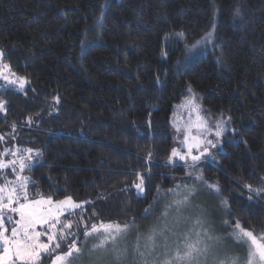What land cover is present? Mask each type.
I'll use <instances>...</instances> for the list:
<instances>
[{
  "label": "trees",
  "instance_id": "obj_1",
  "mask_svg": "<svg viewBox=\"0 0 264 264\" xmlns=\"http://www.w3.org/2000/svg\"><path fill=\"white\" fill-rule=\"evenodd\" d=\"M210 30L214 43L184 65ZM0 49L27 80L24 92L0 81V134L42 153L27 170L30 197L91 201L93 223L145 220L161 192L190 178L167 161L175 107L193 93L236 131L197 169L219 182L231 220L264 231V202L244 187H264V0H0ZM148 171L138 195L135 173Z\"/></svg>",
  "mask_w": 264,
  "mask_h": 264
},
{
  "label": "snow or ice",
  "instance_id": "obj_2",
  "mask_svg": "<svg viewBox=\"0 0 264 264\" xmlns=\"http://www.w3.org/2000/svg\"><path fill=\"white\" fill-rule=\"evenodd\" d=\"M102 20L103 16L98 18V22ZM212 39L213 31H209L202 40L194 41L192 47L197 44L206 45ZM5 59L6 53L0 49V79L8 87H16L24 92L26 79L15 76L10 66L3 63ZM5 71L7 75L4 74ZM188 91L191 93L190 87ZM56 100L58 102L59 98ZM187 104L190 106L189 123L186 126L187 134L181 141L187 150L181 152L173 148L167 163L172 164L176 158L184 161L188 168L193 169L187 175L194 177L204 189L219 197L224 216H231L230 202L222 196L219 182L209 181L197 169L201 159H207L211 155L209 148H215L219 144V138L226 131L228 122L220 119L210 125L199 114L198 105L192 100ZM6 105L7 101L0 100V113L7 112ZM192 111L196 112L195 120L191 119ZM26 123H33L32 118H27ZM12 128L15 131L14 123ZM193 129L196 130L195 135ZM211 135L216 138L215 143L208 139ZM4 140L5 135L0 134V141ZM21 151L20 148H6L0 153V156L14 157L11 160H0V172L10 169L16 176L15 180H9L6 175L0 177L3 180L0 183V264H44L45 261L48 264H129V255L132 257L131 264H264V231L256 232L254 228H245L239 219L233 217L232 220L221 221L227 229V235L222 236L215 234L205 210L200 209L194 219L183 215V209L200 208L193 203V197L198 192L195 185H185L182 198L174 199L166 205L158 222L146 234L137 231L135 242L129 249L125 242L132 230L138 228L135 218L126 220L123 224L115 221L93 223L91 217L85 220L83 216L85 204H91V216H99L91 201L77 202L71 196L56 201L50 196L31 199L28 187L29 184L34 186L35 182L22 173L33 167V150L24 149L26 155H19ZM35 157L39 162L42 153L37 151ZM151 158L152 154L149 153L146 159ZM135 175L137 179L133 181V186L140 195L145 192V177L151 179V172H138ZM244 187L251 193L249 200L253 196L264 198V188L250 184H245ZM169 191L174 196L181 195L175 189ZM157 195H160L159 188ZM152 211V206L146 208L144 218L150 216ZM172 211L175 215L170 218ZM75 215H80V220L70 219ZM189 221L191 226L182 230L181 226L188 225ZM233 245L243 249V252L234 251Z\"/></svg>",
  "mask_w": 264,
  "mask_h": 264
},
{
  "label": "rangeland",
  "instance_id": "obj_3",
  "mask_svg": "<svg viewBox=\"0 0 264 264\" xmlns=\"http://www.w3.org/2000/svg\"><path fill=\"white\" fill-rule=\"evenodd\" d=\"M210 31H212V30H210ZM207 34H205L202 38H204ZM202 38L197 40V41L202 40ZM213 43H214V33H213V39L210 40L206 45L197 44L195 47H192L193 43L189 44L188 48L186 49V54H185V57L183 59V64L185 65L188 61H190L192 58H194L195 55H200L202 51H205L207 48L211 47V45ZM4 64H6V63H4ZM11 72L15 73L12 70H11ZM4 74L7 75L8 74L7 71H5ZM15 76H17L16 73H15ZM17 77H19V76H17ZM11 78L14 79L15 77H11ZM0 81H3V80L0 79ZM3 83L6 84L5 81H3ZM189 100H192L195 105L199 106V114L202 117L206 118L209 121L210 125H211V123L213 121L220 120V119H223V120L228 122L226 124V131L219 138L220 142L217 145V147L209 148V153L211 155H208L207 159L202 158L201 161L199 162V163H201V162H203V163H213V161L217 157V155L219 153H222V152L225 151V147L223 146V143L227 140V138L229 140H232V138H233L232 136L234 135V133H236V131L232 129V123H231V119L229 117L213 118V117L209 116L208 114H206V112L204 111V108L201 105L200 100L195 95H193V93H192V95H190L187 98L181 100L176 105L175 111H174V116H173L172 123H173V126H174V135L176 137V139H175L176 140L175 148L178 149L179 151L185 152L187 150L186 147L184 145H182L181 141L184 139L185 135L187 134L186 126L189 123V114H190L189 113V107L190 106L187 104V102ZM195 118H196V112L192 111L191 112V119L195 120ZM178 129H179V131H178ZM193 134L194 135L196 134V130L195 129H193ZM208 139L213 140L214 143L216 141V138L214 137V135L209 136ZM5 142H10L12 144L8 143L7 146L4 145L2 148H0V153H2L6 148H12V149L20 148L22 151H21V153L19 155H26V153L23 152V150L25 149L24 146L15 144L14 143V139H12V137L6 138L4 141H2V143H5ZM33 157H34V159L32 161V164L34 166V165H36V164H38L40 162V159H39V162H37V159H36L34 153H33ZM11 159H14V157H12L11 155H9V156H0V160H5L6 161V160H11ZM174 161L179 162L180 164L185 165V167H186V164H185L184 161H179L178 158H176ZM27 170L28 169H25V171L22 173V175L28 176V177L33 179V177L30 174H28ZM198 170L200 172L199 168H198ZM192 171L193 170L190 169L189 172H192ZM199 172H197V174H199ZM4 175H6L9 180H15L16 179L15 174H13L10 169H7V170H4L3 172H0V177H2ZM33 181H34V179H33ZM209 181H212V180H209ZM0 183H3L2 179H0ZM185 185H189V186L195 185V187L198 190V192H197V195L195 197H193V203H194V205H199L200 208L193 207V208L183 209L182 210L183 211V215L184 216H191L194 219L195 216L197 215V213L200 211V209H203V210L206 211V213L208 214V218H209L210 222H212V224H213L215 234L222 235V236H226L227 235V229H225L223 227L221 221L223 219L231 220V217L224 216V209H223L222 205L220 204L219 197H217L216 195L211 194L206 189H204L203 185L200 184V182L195 181L194 177H190V178H186V180L184 182H182L181 184H179L178 186H175L174 188H172V189H175L177 192L181 193V195H175L174 196L173 193L171 191H169V189L164 191V192H161V196L159 197V202L157 204V207H155V209L152 211V214L150 216H148L145 220L137 222L138 228L133 229L132 232L130 233V235L128 236V239H127V241L125 243H127V245L129 246V249H131V245L135 242V237H136L137 231H139L140 233H145L146 234L150 230V228L155 223L158 222V218L161 216V213L165 210L166 205L170 204L174 199H181L182 198V193H183V189H184ZM172 189H170V190H172ZM247 192H249V191L247 190ZM221 194H222V196L226 197L223 194V192ZM47 197H49V196H47ZM257 197H259V196H257ZM30 198L31 199H39L40 197L39 198L30 197ZM65 198L66 197H64L62 199H54V198H52V199L54 201H56V200H63ZM73 200H75V199H73ZM262 201L264 202V198H262ZM77 202H79V201H77ZM172 215H175L174 211H172L170 213V218H171ZM70 219L75 221L74 217H70ZM8 226L11 227V225H8ZM189 226H191V221L188 222V225H182L181 229L182 230H186V228L189 227ZM227 243L231 244L232 242L231 241H227ZM232 247H233V250L236 251V252H240V253L243 252V249H241V248H236L234 245ZM0 251H2V246H0ZM131 261H132V257H131V255H129V264H131ZM44 264H48V262H45Z\"/></svg>",
  "mask_w": 264,
  "mask_h": 264
}]
</instances>
